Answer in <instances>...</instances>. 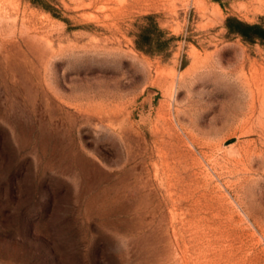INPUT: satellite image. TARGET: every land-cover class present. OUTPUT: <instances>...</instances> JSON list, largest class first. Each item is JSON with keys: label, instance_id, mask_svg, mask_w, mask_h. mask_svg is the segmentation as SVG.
I'll list each match as a JSON object with an SVG mask.
<instances>
[{"label": "rangeland", "instance_id": "1", "mask_svg": "<svg viewBox=\"0 0 264 264\" xmlns=\"http://www.w3.org/2000/svg\"><path fill=\"white\" fill-rule=\"evenodd\" d=\"M228 17L264 0H0V264H264V46Z\"/></svg>", "mask_w": 264, "mask_h": 264}, {"label": "trees", "instance_id": "2", "mask_svg": "<svg viewBox=\"0 0 264 264\" xmlns=\"http://www.w3.org/2000/svg\"><path fill=\"white\" fill-rule=\"evenodd\" d=\"M223 3V0H212ZM226 28L231 35L241 37L244 41L249 43H260L264 46V25L261 23H249L242 21L236 17H228L226 19ZM143 40L148 37L145 32L140 34ZM138 46L142 47L138 42Z\"/></svg>", "mask_w": 264, "mask_h": 264}, {"label": "bare ground", "instance_id": "3", "mask_svg": "<svg viewBox=\"0 0 264 264\" xmlns=\"http://www.w3.org/2000/svg\"><path fill=\"white\" fill-rule=\"evenodd\" d=\"M259 93L263 94V99H264V87L259 90Z\"/></svg>", "mask_w": 264, "mask_h": 264}]
</instances>
